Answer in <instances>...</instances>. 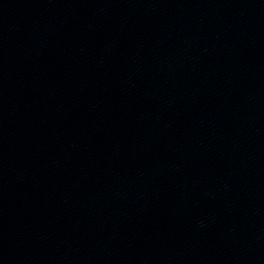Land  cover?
I'll list each match as a JSON object with an SVG mask.
<instances>
[{
	"label": "water",
	"instance_id": "1",
	"mask_svg": "<svg viewBox=\"0 0 264 264\" xmlns=\"http://www.w3.org/2000/svg\"><path fill=\"white\" fill-rule=\"evenodd\" d=\"M0 264H264V0H0Z\"/></svg>",
	"mask_w": 264,
	"mask_h": 264
}]
</instances>
